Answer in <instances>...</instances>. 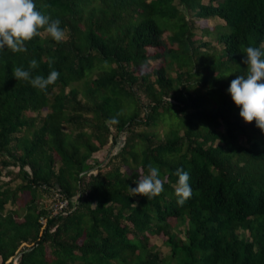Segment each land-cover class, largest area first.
Segmentation results:
<instances>
[{
  "label": "trees",
  "instance_id": "16d2710c",
  "mask_svg": "<svg viewBox=\"0 0 264 264\" xmlns=\"http://www.w3.org/2000/svg\"><path fill=\"white\" fill-rule=\"evenodd\" d=\"M34 3L66 39L40 29L26 52L0 50V264H264V133L227 92L245 49L264 52V0ZM195 19L213 38H194ZM15 67L60 75L39 90ZM149 164L164 191L131 196ZM54 192L56 213L37 202Z\"/></svg>",
  "mask_w": 264,
  "mask_h": 264
},
{
  "label": "clouds",
  "instance_id": "9594fccd",
  "mask_svg": "<svg viewBox=\"0 0 264 264\" xmlns=\"http://www.w3.org/2000/svg\"><path fill=\"white\" fill-rule=\"evenodd\" d=\"M43 29L46 34L56 42L66 39V34L60 27L59 19H51L38 11L34 0H0V50L5 47L13 53L26 52V42L38 36L39 30ZM264 52L253 46L245 49L242 63L246 65V74L237 75L231 80L227 89L233 104L239 108V117L245 123L255 121V126L264 133ZM29 69L38 67L36 59L29 62ZM60 73L51 71L45 78L43 75L31 76L29 70L21 67L13 69V77L16 80L29 82L39 90H45L54 84ZM118 123L115 118L111 121ZM178 177L174 185V195L177 204L182 206L192 195L189 184L190 174L182 168L176 169ZM136 187H128L131 196L140 195L153 198L160 195L164 189V181L159 178V171L152 164L148 165V174L134 182ZM136 207V204H132Z\"/></svg>",
  "mask_w": 264,
  "mask_h": 264
},
{
  "label": "rangeland",
  "instance_id": "374dc122",
  "mask_svg": "<svg viewBox=\"0 0 264 264\" xmlns=\"http://www.w3.org/2000/svg\"><path fill=\"white\" fill-rule=\"evenodd\" d=\"M195 24L197 25V32L194 36V38H201L202 39H208V38H213L210 35H203L202 31L205 28L208 29H214V23L215 21L213 20H206V19H195L194 20ZM159 132L162 133L161 128L159 129ZM109 151V147L105 146L103 148V150L98 154L100 156V158L104 155H106V153ZM28 194L24 193V196H22V199L19 200V203L16 205V208L19 212L22 211L23 208V199L27 198ZM37 202H40L42 205H46L50 203L49 197L47 195H41L38 199ZM172 221H174V218H171ZM163 241V236L162 235H155V236H150L149 239V244L150 245H154L157 249H159V251H161V253H165L167 251V248L164 246V244L162 243ZM14 264H16V262H14Z\"/></svg>",
  "mask_w": 264,
  "mask_h": 264
},
{
  "label": "built area",
  "instance_id": "2783aa9c",
  "mask_svg": "<svg viewBox=\"0 0 264 264\" xmlns=\"http://www.w3.org/2000/svg\"><path fill=\"white\" fill-rule=\"evenodd\" d=\"M68 206V199L57 192L53 193V196L50 200V207L52 208V212L56 213L59 211H63ZM25 243L22 244V246ZM17 256L14 257L13 262H16Z\"/></svg>",
  "mask_w": 264,
  "mask_h": 264
}]
</instances>
